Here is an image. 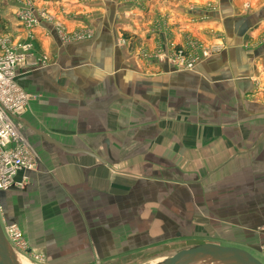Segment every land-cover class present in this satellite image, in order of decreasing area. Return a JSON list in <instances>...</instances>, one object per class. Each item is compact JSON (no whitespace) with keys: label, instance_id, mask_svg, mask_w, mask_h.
<instances>
[{"label":"crops","instance_id":"obj_1","mask_svg":"<svg viewBox=\"0 0 264 264\" xmlns=\"http://www.w3.org/2000/svg\"><path fill=\"white\" fill-rule=\"evenodd\" d=\"M26 1L91 36L27 32ZM0 23L32 45L16 81L36 168L0 191L28 258L119 264L193 240L263 255L264 0H0ZM192 42L216 48L192 70L157 56Z\"/></svg>","mask_w":264,"mask_h":264},{"label":"built area","instance_id":"obj_2","mask_svg":"<svg viewBox=\"0 0 264 264\" xmlns=\"http://www.w3.org/2000/svg\"><path fill=\"white\" fill-rule=\"evenodd\" d=\"M17 19L27 32L38 27L42 21L54 23L52 16L43 10L35 11L29 1L18 7ZM54 27L63 40H81L91 36L89 30L67 32L60 23H54ZM189 46L193 47V50L198 48L200 53L187 51L185 47H173L169 53L160 52L161 54L157 56L165 55L176 70H192L201 57L216 51L214 47H205L195 42L190 43ZM31 49L32 45L29 41L13 42L9 36L0 34V191L22 184L24 180L17 183L14 179L18 171L36 168L35 154L20 131L19 118L27 105L29 95L18 86L16 81L17 68L26 60ZM45 62L44 57L41 63ZM4 234L10 246L19 252L27 253V244L15 224L5 226ZM261 251L264 255V242Z\"/></svg>","mask_w":264,"mask_h":264},{"label":"water","instance_id":"obj_3","mask_svg":"<svg viewBox=\"0 0 264 264\" xmlns=\"http://www.w3.org/2000/svg\"><path fill=\"white\" fill-rule=\"evenodd\" d=\"M6 244L10 247L4 234L3 224L0 221V264H11V258H9ZM198 254H207L215 257L220 256L223 260L232 264H263L251 253L242 248L212 242L201 243L194 247L181 249L166 258L161 264H186L191 257Z\"/></svg>","mask_w":264,"mask_h":264},{"label":"rangeland","instance_id":"obj_4","mask_svg":"<svg viewBox=\"0 0 264 264\" xmlns=\"http://www.w3.org/2000/svg\"><path fill=\"white\" fill-rule=\"evenodd\" d=\"M15 16H16V21H18L17 10L15 12ZM0 34L8 35L12 39V41L15 42L13 37L8 34L6 28L1 27V23H0ZM201 243H206V241L196 242L193 240V241H180V242L168 243V244L162 245L156 249L149 251V253L135 254L134 256L127 258L126 261L119 262V264H161L166 258L172 256L179 250L184 249V248L194 247ZM10 247L13 253L11 254V256L17 255L16 258L23 259L28 264H36L35 261L28 258L27 254H24L23 252H19L13 246H10ZM252 254L255 258H257L264 264V256L262 254H259V253L257 254L255 252H253ZM129 261H132V262H129Z\"/></svg>","mask_w":264,"mask_h":264},{"label":"bare ground","instance_id":"obj_5","mask_svg":"<svg viewBox=\"0 0 264 264\" xmlns=\"http://www.w3.org/2000/svg\"><path fill=\"white\" fill-rule=\"evenodd\" d=\"M6 246L9 252V258H11V264H28L23 259L16 258L17 255L11 256V254H13L12 250L10 249L8 244H6ZM186 264H232V263L223 260L220 256L215 257L207 254H201V255L198 254L191 257V259Z\"/></svg>","mask_w":264,"mask_h":264}]
</instances>
